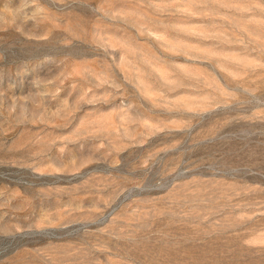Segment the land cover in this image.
Returning <instances> with one entry per match:
<instances>
[{
  "label": "rangeland",
  "instance_id": "1",
  "mask_svg": "<svg viewBox=\"0 0 264 264\" xmlns=\"http://www.w3.org/2000/svg\"><path fill=\"white\" fill-rule=\"evenodd\" d=\"M0 264H264V0H0Z\"/></svg>",
  "mask_w": 264,
  "mask_h": 264
}]
</instances>
